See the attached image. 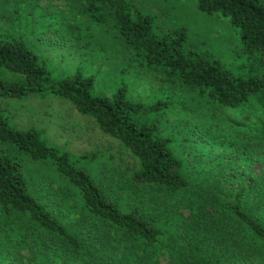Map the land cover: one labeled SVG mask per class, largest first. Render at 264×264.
Masks as SVG:
<instances>
[{
  "label": "trees",
  "instance_id": "16d2710c",
  "mask_svg": "<svg viewBox=\"0 0 264 264\" xmlns=\"http://www.w3.org/2000/svg\"><path fill=\"white\" fill-rule=\"evenodd\" d=\"M80 5L92 20L114 27L116 41L98 45L103 50L107 45L123 64L120 71L132 61L162 67L185 91L239 114L226 121L179 101V113L160 125L140 119V113L169 100L144 105L128 96L124 84L110 93L96 92L93 75L80 71L52 80L21 39L0 37V65L19 74V79L0 78V94L48 87L68 99L136 158L128 178L135 187L162 194L190 216L184 231L168 235L159 214L137 201L121 207L76 165L78 156L49 145L33 127L11 126L0 113V139L30 157H49L78 189L85 209L80 218L66 221L29 193L19 162L0 153V264H130L138 259L137 264H155L156 247L166 248L174 264H264V172L253 174L248 167L252 151L264 146V0H196L198 8L227 14L238 27L241 50L257 63L245 73L185 45L183 27L156 26L153 15L133 0H81ZM179 132L189 159L170 145L172 133Z\"/></svg>",
  "mask_w": 264,
  "mask_h": 264
},
{
  "label": "rangeland",
  "instance_id": "374dc122",
  "mask_svg": "<svg viewBox=\"0 0 264 264\" xmlns=\"http://www.w3.org/2000/svg\"><path fill=\"white\" fill-rule=\"evenodd\" d=\"M80 1L0 0V37L21 39L37 55L52 80L80 71L93 75L96 92L110 93L124 84L128 96L144 105L169 100L166 106L140 113V119H155L160 125L179 113V101L196 106L198 110L201 108L207 116L216 112L226 121L238 116L239 111L233 107L212 104L205 96L185 91L175 78L165 75L162 67L152 68L132 61L131 67L126 63L125 70L120 71L123 64L113 59L107 45L104 50L98 45L99 40L107 44L116 41L114 27L110 23L92 20L86 11H82ZM133 2L139 9L153 15L156 26L166 29L183 27L185 45L208 56H217L233 72L245 73L257 64L255 57L246 56L241 50L238 27L230 22L227 14L202 10L197 7L196 0ZM0 78L19 79V74L0 65ZM0 113L6 116L11 126L19 129L33 127L49 145L78 156L76 165L84 168L99 187L117 199L121 207H125L129 200L139 202L145 211L160 215V223L168 235L186 228L190 219L188 209L175 205L160 193L148 192L142 184L135 187L128 178L136 166V158L117 138L100 131L94 118L76 110L68 99L48 87L19 95L0 94ZM172 136L174 140L170 145L175 147L178 155L189 159L191 156L186 154L182 133H172ZM0 153L19 162L29 193L50 210H58L66 221L80 218L85 209L78 189L57 170L49 157H30L13 143L1 139ZM248 160L253 174L260 170L264 172V146L253 150ZM104 241L110 247L113 245L106 239ZM154 250L156 255L151 261L155 260V264H174L166 248L156 247ZM114 253L119 254V248L115 247ZM137 262L140 260L130 264Z\"/></svg>",
  "mask_w": 264,
  "mask_h": 264
}]
</instances>
